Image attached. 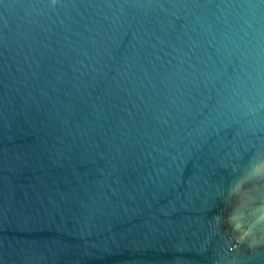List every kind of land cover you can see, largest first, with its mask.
Masks as SVG:
<instances>
[{
  "label": "water",
  "instance_id": "water-1",
  "mask_svg": "<svg viewBox=\"0 0 264 264\" xmlns=\"http://www.w3.org/2000/svg\"><path fill=\"white\" fill-rule=\"evenodd\" d=\"M259 225L264 0H0V264H264Z\"/></svg>",
  "mask_w": 264,
  "mask_h": 264
},
{
  "label": "clouds",
  "instance_id": "clouds-1",
  "mask_svg": "<svg viewBox=\"0 0 264 264\" xmlns=\"http://www.w3.org/2000/svg\"><path fill=\"white\" fill-rule=\"evenodd\" d=\"M241 191H247L241 188ZM240 203V193L235 194V199L233 202V207L231 208L229 214L227 215L226 219L229 223H232V216L235 214V208ZM251 238L247 243L249 246H252L254 243H259L260 241L264 240V225H259L251 234Z\"/></svg>",
  "mask_w": 264,
  "mask_h": 264
}]
</instances>
